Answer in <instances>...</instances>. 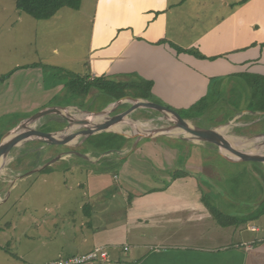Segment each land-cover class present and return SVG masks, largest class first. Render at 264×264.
I'll list each match as a JSON object with an SVG mask.
<instances>
[{"label":"crops","instance_id":"0c3cea01","mask_svg":"<svg viewBox=\"0 0 264 264\" xmlns=\"http://www.w3.org/2000/svg\"><path fill=\"white\" fill-rule=\"evenodd\" d=\"M180 1L98 0L96 13L92 18L82 14L81 9L85 2L82 0V6L76 11L79 14L71 15L73 22L70 24L71 27L73 26L71 32L75 35V43L80 41L79 37L83 33H79L75 22L84 28L85 22L89 24L90 60L86 62L89 63V79L92 81L97 77L107 76L112 82L120 84L146 82L152 85L149 94L152 95V101L161 102L181 113V111H190L205 99L212 78L218 77L211 72L214 68L220 70V74L226 73L230 68V77L231 74L264 76L262 46L264 0H251L235 15L236 23L231 27L235 28L234 31L238 36L230 43H235L233 47L240 44L239 48L245 51L239 52L237 59L235 58L233 62L227 61L222 67L213 62L201 61L191 55L177 54L171 49L170 43L180 46L172 42L169 30L171 17L176 19V13L180 16L182 9L178 6ZM182 11L184 14L185 11ZM60 12L61 10L57 14ZM229 22L230 19L226 20L211 33L222 30L220 28H224ZM254 25H257L256 28ZM65 44H69V39ZM25 65H27L24 66L25 69L17 70L11 73L7 80L0 81V119L9 118L14 113H23L12 123L9 119L7 125H3V128H6L0 135V141L25 116L50 106L78 105L74 102H54L58 95L67 100L66 96H63L68 93L67 85L55 81L56 77L50 78L55 70L60 69V65L54 63L51 68H44L36 62ZM222 76L224 78V75ZM44 80L49 81L51 87L43 92L41 84L45 82ZM27 88L31 89L30 97L25 93ZM97 93L99 89L92 88L87 99L92 94L94 98ZM27 106L32 107L24 108ZM84 106L90 107L86 103ZM122 106L127 108L129 104L124 103ZM212 110L206 105L205 115L211 114ZM253 114L264 115L255 112ZM250 115L252 112L243 109L241 114L237 113L230 120L234 122L233 133L237 134L246 129L245 127L249 128L260 121V119L251 121ZM58 117L56 115L45 117L37 125L43 128ZM133 117L139 121L153 119L155 120L153 126L165 124L164 121L159 120L162 115L151 109H138ZM190 118L198 120L196 117ZM130 140L133 141L129 149L131 151L135 141ZM30 144L33 146L27 148ZM37 144L39 143H29L18 148L14 153V159L0 174L13 163L28 155L31 157L36 152L44 150V154L32 160L31 164L37 165L35 168H38L46 164H40L41 159L49 158L51 161L70 150V148L51 149L41 144L49 149L46 151ZM83 146L74 149L78 151ZM202 146L200 143L179 138L142 139L134 152L123 151L124 155H120L122 151H109L107 156L104 153L100 156L101 160L95 161L94 150L89 147L83 149L88 159L75 154L61 159V162H68L73 160L74 156H78L76 159L80 162L76 166V172H81L83 179H79L74 187L66 190L68 198L66 202L58 201L59 196L56 195L58 188L50 191L55 202L54 211L58 213L50 224L56 242L46 252L35 256L24 254L20 260L26 264H49L60 257L84 255L103 247L109 253V259L103 261L105 264H264V226L247 222L223 227L204 204V197L213 194L211 188L214 183L230 171L228 167L221 166L215 153H212L205 163ZM56 150L64 151L55 156ZM183 155L187 157L184 164L180 162ZM221 158L232 164L227 159ZM114 161L122 162L119 169L108 166ZM182 171L188 172L189 175L176 177ZM11 172L17 176L11 181L10 189L23 178L25 171L14 168ZM131 172L137 175L132 176ZM254 176L261 185H264V177ZM203 177L208 180L206 182L208 184L203 183ZM146 183L148 187L142 188ZM259 187L258 190L254 188L252 192V197H256L254 202L261 197L255 194L260 190ZM0 199L3 200V197L0 196ZM69 201L73 202L71 205L78 201L75 211L80 210L84 216L80 215L78 219H74L71 205L67 204ZM254 202L252 205L257 206L253 205V208L243 204L238 205L243 207L232 209L234 213L236 212L232 216L245 218L247 214H253L254 208L261 205ZM64 206L69 209L65 213L62 211ZM63 215L66 217L65 221L61 218Z\"/></svg>","mask_w":264,"mask_h":264},{"label":"rangeland","instance_id":"374dc122","mask_svg":"<svg viewBox=\"0 0 264 264\" xmlns=\"http://www.w3.org/2000/svg\"><path fill=\"white\" fill-rule=\"evenodd\" d=\"M242 1L244 0H181L178 4L179 7H182V9H180V16L176 13V19L173 16L171 17L169 30L172 42H176L182 48L174 43H170L171 49L177 54L184 53L186 55H191L201 61L213 62L221 67L226 65L227 61L233 62L235 58L237 59L239 52L243 53V51H245L239 48V46H241L240 44L233 47L235 43H230L231 40L238 36L234 31L235 28L231 27L236 23L235 15L241 12L242 8L251 0H248L245 4H241ZM16 2L17 0H0V77L7 76L20 69H25L26 67L24 66H27L25 65L27 63L36 62L44 68H51L54 63L60 65V69L55 70L54 74L50 75V78L56 77L54 80L61 82V84L65 86L69 85L77 78H87L90 71L88 67L89 63H86L90 60V27L86 22L85 28L82 25H78V22H75L79 29V33L83 32L79 37L80 41L75 43V35L71 32L73 26L71 27L70 24L73 22L71 20V15H78L79 13H77L76 10L64 8L61 10L60 14L52 18L53 20L50 19L51 21L44 22V20H36L28 14L18 10ZM97 2L98 0H85L84 7L81 9L82 14L85 16H92L93 18L96 13ZM175 8L174 6L173 9ZM182 10L185 11L184 14ZM224 18H226L225 21L230 19L229 24L226 23L224 28H220L222 30L211 33L220 24L225 23V21L222 20ZM256 26L257 25H254V28H256ZM78 29H76V32ZM207 35L209 37H207ZM67 39H69L68 45L65 44ZM203 39H205L204 42ZM71 43L73 45H70ZM54 50H57V52ZM213 53L215 54L212 56L207 55ZM211 72L218 77L216 79L212 78L209 84L210 89L208 90V94L205 99H203L207 108L213 109L211 111V116H209L210 114L205 115L209 116V119H202L203 123L208 125H211L210 122L212 124L222 123L226 121L227 118L234 115V110L230 109L231 97L234 100H240L241 97L244 99L248 93L250 94V87L243 79L233 74H231L230 77V68H228L224 74H220L221 71L215 68ZM222 75H224V78H222ZM42 78H44V75ZM100 78H102V80L112 81L109 80L107 76L97 77V79ZM45 80L47 79L45 78ZM44 83L41 84L43 92L48 91L51 87L49 81H45ZM129 84L132 85V83ZM93 91L94 90H92V93L94 94ZM136 92L137 91H131V93ZM25 93H27L28 97L32 95L30 88H27ZM93 94L90 98L86 99V105L99 111L106 107L112 109L111 104L113 102H111V98L104 93V91L99 90V93L95 94L94 98ZM63 96H66L67 100L63 99L61 95H58L54 102L64 103L65 101L74 102L81 106L85 105L84 99H72L76 97L68 95ZM125 103L126 105L129 104L128 102ZM245 105L246 101L241 104V108L243 109ZM30 107L32 106L24 108L28 109ZM13 108L14 107H12V109ZM124 109H126V107L121 106L112 116L119 114V112ZM195 110L193 112H183L185 113L184 115H193L195 114ZM22 114L23 113H14L11 114L9 118H1L0 135L6 128H3V125H7L9 119L12 123L16 118H20ZM74 115H76V117H81L80 112H74ZM149 120L150 119H146L140 122H148ZM259 122L262 124L264 123L261 119ZM233 123L232 121L229 124L228 122H224L220 127L222 132L228 137L242 138L258 130H264V124L260 129L257 123L249 128L245 127L246 129L243 130L244 132L241 131L236 134L233 133ZM124 132L127 133V135L132 134L129 133L128 130ZM178 138L179 137L173 139ZM133 140L135 141V139ZM259 143L262 145L264 144L263 141ZM131 145H133V143ZM32 146L31 144L27 145V148ZM89 147H91V144L83 149L86 150ZM129 149L123 151L128 153L130 151ZM202 149L205 163L209 160V156L215 153L217 161H219L221 166L228 167L230 171L222 177L223 179L221 178L214 183L213 186L211 185L213 194L205 197L207 203L216 207L224 214L233 215L236 212L234 213L232 209L237 210L243 207L238 206L240 204L251 208L253 205L257 206L255 204L252 205L254 202L253 200L256 198L252 197V192L254 188L257 189L259 187L258 185H260V190L255 192V194H257L256 196H261L258 202L261 204L260 206H262V204L264 205V185H261L258 178L256 179L254 176L259 175L258 169L251 167L248 163L241 164L231 162L232 164H230L227 161L225 162L213 147L203 145ZM250 149H253V146H251ZM123 151L120 155H124ZM73 158L76 159L78 156H74ZM33 159L32 156L29 157L28 155V157L21 161L13 163L5 172L0 174V196L3 197V200L0 199V264H26L20 260L24 254L35 256L51 248L56 241L55 233L51 231L50 224L51 221L56 219L58 213L54 211L53 207L55 202L50 191L58 188L59 191L56 193L57 197L59 196L58 201L66 202L68 200L66 190L68 191V188L74 187L76 182L82 178L80 175L81 172H76V166L80 162L78 159H73L68 162H61L59 160L43 171L24 176L17 181L12 189H10L11 181L17 176L13 175L11 171L14 168L24 170L26 171L23 173L24 175L34 170V166L31 164ZM186 159L187 157L185 158L183 155V158H180V162L182 161V164H184V160ZM98 160H101V158L99 157L95 161ZM48 161L49 158H43L39 163L45 164ZM249 166L253 169L247 170V167L250 168ZM131 173L130 175L132 176L137 175V173ZM262 173L264 172L262 171ZM263 176L264 174L260 177ZM202 181L203 183L208 182L205 177H203ZM148 183L143 185L142 188L148 187ZM206 187L209 186L206 185ZM77 202L78 201L73 205H71L73 202L70 203L69 201L67 203L71 205V214H73L74 219H78L80 215L84 216L80 210L77 209V211H75ZM68 210L69 209L65 206L62 209L64 213ZM68 215L70 214L68 213ZM250 217L251 213L250 215L247 214L245 218L249 220V222H252L253 225L264 226V215L258 216L252 220ZM61 218H63V221L66 220L64 215L61 216ZM255 230L257 229L255 228ZM64 258L68 257H60L53 261ZM26 261L30 262L28 259H26ZM90 263L105 264L103 261H94Z\"/></svg>","mask_w":264,"mask_h":264},{"label":"water","instance_id":"95a60500","mask_svg":"<svg viewBox=\"0 0 264 264\" xmlns=\"http://www.w3.org/2000/svg\"><path fill=\"white\" fill-rule=\"evenodd\" d=\"M151 98L152 95L126 97L114 103L112 109L107 108L98 112L84 105H61L50 106L25 116L0 141V173L14 159L17 149L29 143H39L51 149L70 148V150L58 155L45 165L25 173L22 175L23 177L42 171L69 155H80L88 159L86 154L72 148L88 144L106 133H115L128 139H135L134 147L130 153L134 152L142 139L160 140L179 137L185 141L213 147L221 157L232 163H248L251 167L264 172V144L259 143L264 142V130H258L242 138L228 137L221 131V125L208 128L198 120L170 109L161 102H154ZM125 102H129V106L122 113L112 116ZM143 108L159 112L162 115L159 120L164 121L165 124L153 126L155 122L153 119L148 122L134 119V112ZM74 112H80L81 117H76ZM54 115L62 118L67 125L58 130H47L37 125L45 117ZM24 121L31 128L29 132L23 130L24 123H21ZM125 130L132 134L127 135ZM179 133L182 137L178 136ZM241 142L245 143L246 147H243ZM251 146L253 149H250Z\"/></svg>","mask_w":264,"mask_h":264},{"label":"trees","instance_id":"16d2710c","mask_svg":"<svg viewBox=\"0 0 264 264\" xmlns=\"http://www.w3.org/2000/svg\"><path fill=\"white\" fill-rule=\"evenodd\" d=\"M246 2H248V0L242 1L241 4H245ZM16 4H17L18 10H20L21 12L28 14L29 16L33 17L36 20H42L43 21V20H50L60 10H62L64 8H70V9L76 10V11L79 10L81 7V4H82V0H17ZM252 46H254V45H252ZM262 46L264 47V44ZM183 52H184V50H183ZM10 76H11V74H8L7 76L5 75L3 77H0V81H5ZM238 76L241 79H243V81L245 83L248 84V86L250 87V94L248 93V95L246 97H244V99L241 97L240 100H238V99L234 100L232 97L230 98V109H234L235 112H234V115L232 117L227 118V120L224 122L227 123L230 120H232L237 115V113H238V115L241 114L243 109L248 110L249 112H252V115H250L251 121L257 120V119H261L264 121V115L259 116V115L253 114V112L264 114V76L255 75V74H242V75H238ZM151 86H152L151 84H148L146 82H142V83L136 82V83H133L132 85H130V84L115 83L112 81L110 82L108 80H102V78H100V79L95 78L94 80L91 81L89 79V76H87V78H85V79L77 78V79L73 80L69 85H67L66 88L68 89V93H67L68 96L76 97V98H72V99H77V98H79L81 100L84 99V101L86 103V99H87V97L90 93V90L92 88H97L100 91H104V93H106L111 98V102H116V101H119V100L126 98L128 96H132V97L147 96L151 93V90H152ZM131 91H137V92L131 93ZM231 92H233V91H231ZM245 101H246V105L242 109L241 104ZM100 110H102V109H100ZM194 110L197 111V112H194L195 114H193V115L186 114V115H188L189 117L198 118L199 122L208 128H212L213 126L224 124V122L216 123V124H212L210 122L211 125L203 123L202 119H209L208 117L211 116V114L209 116H205L206 105L204 104V100L200 101V103L198 105H196L192 109H190L191 112H193ZM190 111H186V112H190ZM181 112H182V114H185L183 111H181ZM157 114L158 113H155V115H157ZM148 117L150 118L151 116H148ZM263 124L261 122H259L258 128H261L263 126ZM65 126H66V123L63 122L58 117V119H55V120L49 122L47 125H44L43 128L44 129H56V127L61 128V127H65ZM132 142H133L132 140H130L124 136H121V135H118L115 133H106V134H102V135L98 136L96 139L91 141L89 144L84 145L83 148L91 144V147L94 150L93 156H95V158L97 159L102 154L109 152V151H115V150L116 151H123V150L129 149ZM37 145H38V147L44 148L41 144H37ZM93 145H95V146H93ZM83 148L78 149V151H80L81 153L87 154L86 152L83 151ZM44 149L46 151L49 150L48 148H44ZM62 151H64V150H56L55 156L58 155L59 153H61ZM42 153L44 154V150L42 152H36L35 154H33L32 157L34 159H38ZM21 160L22 159L18 160L17 162H19ZM121 164H122L121 161H119V162L114 161V162H110V164H108V166H110V167L113 166L116 169L117 168L119 169ZM36 166H34V168ZM248 169L252 170L253 168L247 167V170ZM258 172H259L260 176L263 175V173H261L260 171H258ZM186 175H189V173L182 171V172H179L176 175V177L186 176ZM260 199H261V197L256 202H259ZM256 202H254V203H256ZM204 204H206L208 209H210V211L212 212L214 218L223 227L235 226V225H239L242 223L249 222V220H247L246 218H239L237 216L235 217V216L227 215V214L220 212L216 207L207 203L205 197H204ZM254 210H255V212L253 214H251V217H250L251 220L257 218L258 216L264 215V205L263 204H262V206L255 207Z\"/></svg>","mask_w":264,"mask_h":264},{"label":"built area","instance_id":"2783aa9c","mask_svg":"<svg viewBox=\"0 0 264 264\" xmlns=\"http://www.w3.org/2000/svg\"><path fill=\"white\" fill-rule=\"evenodd\" d=\"M108 259V251L103 247H100L94 249L93 251L87 254L56 260L53 261L51 264H86L94 261H107Z\"/></svg>","mask_w":264,"mask_h":264},{"label":"bare ground","instance_id":"6f19581e","mask_svg":"<svg viewBox=\"0 0 264 264\" xmlns=\"http://www.w3.org/2000/svg\"><path fill=\"white\" fill-rule=\"evenodd\" d=\"M23 123H24V125H22L23 128H24L23 130L29 132V131L31 130L30 126L28 125V123H26V121H24ZM23 123H22V124H23ZM219 131H220V130H219ZM221 131H222V130H221ZM221 131H220V132H221ZM178 136H181L180 133L178 134ZM241 143H242V142H241ZM247 145H248V144H247ZM242 146H243V147H246V144H245V143H242ZM256 150L259 151L260 149H256Z\"/></svg>","mask_w":264,"mask_h":264}]
</instances>
